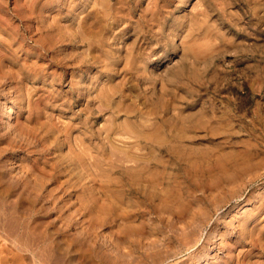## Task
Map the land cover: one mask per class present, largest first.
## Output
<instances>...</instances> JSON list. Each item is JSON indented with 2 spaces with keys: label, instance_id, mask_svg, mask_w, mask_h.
<instances>
[{
  "label": "rangeland",
  "instance_id": "1",
  "mask_svg": "<svg viewBox=\"0 0 264 264\" xmlns=\"http://www.w3.org/2000/svg\"><path fill=\"white\" fill-rule=\"evenodd\" d=\"M0 264H264V0H0Z\"/></svg>",
  "mask_w": 264,
  "mask_h": 264
},
{
  "label": "bare ground",
  "instance_id": "2",
  "mask_svg": "<svg viewBox=\"0 0 264 264\" xmlns=\"http://www.w3.org/2000/svg\"><path fill=\"white\" fill-rule=\"evenodd\" d=\"M31 2V1H30ZM227 44V43H226ZM224 45V44H223ZM222 45V46H223ZM228 45V44H227ZM224 48V47H223ZM226 48V47H225ZM222 49V48H221ZM220 49V50H221ZM12 110H7L6 112H5V114L3 115V121L5 120H9L10 118H11V116L13 115V112H11ZM7 122V121H6ZM146 166V165H145ZM131 169V168H130ZM163 172V171H162ZM208 172V171H207ZM211 172V171H210ZM209 172V173H210ZM192 177V176H191ZM160 178H162V177H160ZM146 179V178H145ZM161 180V179H160ZM191 180V179H190ZM158 182V181H157ZM160 183V182H159ZM151 185V184H150ZM156 186H157V184H156ZM155 186V187H156ZM131 190V189H130ZM179 193V192H178ZM173 202H175V201H173ZM158 203H159V201H158ZM164 204V203H163ZM173 204H175V203H173ZM157 212V211H156ZM192 213V212H191ZM169 214V213H168ZM167 214V215H168ZM189 214V213H188ZM194 215V214H193ZM128 217V216H127ZM129 221V220H128ZM184 221H185V219H184ZM202 221V220H201ZM197 223V222H196ZM191 224H193V223H191ZM153 225V224H152ZM195 225V224H194ZM197 225V224H196ZM192 227V226H191ZM167 228V227H166ZM174 229V228H173ZM178 231V230H177ZM186 232V231H185ZM135 233V232H134ZM148 233H150V232H148ZM142 234V233H141ZM145 234V233H144ZM137 235V234H136ZM166 235V234H165ZM170 236V235H169ZM128 237V236H127ZM150 237V236H149ZM129 238V237H128ZM139 238V237H138ZM171 238V237H170ZM176 238V237H175ZM175 238H173V239H175ZM208 238V237H207ZM152 239V238H151ZM209 239H210V236H209ZM171 240V239H170ZM208 240V239H207ZM130 241V240H129ZM136 241V240H135ZM144 241V240H143ZM142 241V242H143ZM173 241V240H172ZM171 242V241H170ZM209 242V241H208ZM173 243V242H172ZM153 244V243H152ZM169 244V243H168ZM143 248V247H142ZM141 250H143V249H141ZM148 250V249H147ZM143 254V253H142ZM171 255V254H170ZM116 256V255H115ZM141 256H143V255H141ZM173 256V255H172ZM126 257V256H125ZM129 257V256H128ZM156 260V259H155ZM119 263H121V262H119ZM142 263V262H141Z\"/></svg>",
  "mask_w": 264,
  "mask_h": 264
}]
</instances>
